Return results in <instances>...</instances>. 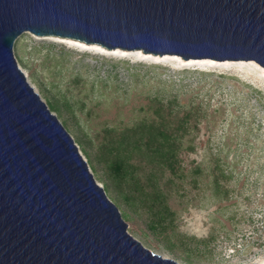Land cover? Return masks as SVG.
<instances>
[{"label": "water", "instance_id": "95a60500", "mask_svg": "<svg viewBox=\"0 0 264 264\" xmlns=\"http://www.w3.org/2000/svg\"><path fill=\"white\" fill-rule=\"evenodd\" d=\"M25 31L264 68V0H0V264H182L127 231L17 67Z\"/></svg>", "mask_w": 264, "mask_h": 264}, {"label": "rangeland", "instance_id": "374dc122", "mask_svg": "<svg viewBox=\"0 0 264 264\" xmlns=\"http://www.w3.org/2000/svg\"><path fill=\"white\" fill-rule=\"evenodd\" d=\"M12 53L28 84L62 124L96 183L119 209L127 231L145 247L182 264L264 260V79H259L254 60L188 59L119 46L109 49L30 31L16 38ZM153 96L164 100L176 96L181 107L199 103L205 112L198 129L183 139L180 156L187 176L168 197L175 228L164 232L147 226L145 212L126 209L105 191L82 136L148 116L144 107ZM54 99L58 110L50 105ZM216 160L230 174L226 198L213 192L211 169ZM196 168L199 172H194ZM210 235L214 238L207 245L200 242Z\"/></svg>", "mask_w": 264, "mask_h": 264}, {"label": "trees", "instance_id": "16d2710c", "mask_svg": "<svg viewBox=\"0 0 264 264\" xmlns=\"http://www.w3.org/2000/svg\"><path fill=\"white\" fill-rule=\"evenodd\" d=\"M50 105L55 110L60 108L55 99ZM144 111L149 115L131 125H106L94 136H82L91 148L85 151L94 170L100 172L105 191L112 192L126 209L145 212L147 226L164 232L175 228V212L168 197L187 176L180 156L183 139L192 129H198L205 112L199 103L179 106L176 96L166 100L149 97ZM194 172L199 171L196 168ZM211 174L214 194L226 198L230 174L217 160ZM213 238L210 235L200 242L207 245ZM179 239L183 244L184 236Z\"/></svg>", "mask_w": 264, "mask_h": 264}, {"label": "bare ground", "instance_id": "6f19581e", "mask_svg": "<svg viewBox=\"0 0 264 264\" xmlns=\"http://www.w3.org/2000/svg\"><path fill=\"white\" fill-rule=\"evenodd\" d=\"M254 65L259 69V73L261 75V78L259 77V79H264V68L258 63L256 64V62L254 63ZM258 264H264V260L260 261Z\"/></svg>", "mask_w": 264, "mask_h": 264}]
</instances>
